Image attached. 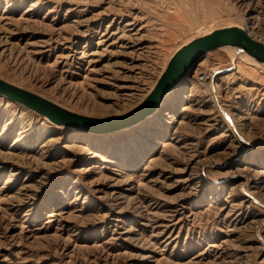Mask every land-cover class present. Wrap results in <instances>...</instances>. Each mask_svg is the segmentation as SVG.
Listing matches in <instances>:
<instances>
[{"label":"rangeland","instance_id":"374dc122","mask_svg":"<svg viewBox=\"0 0 264 264\" xmlns=\"http://www.w3.org/2000/svg\"><path fill=\"white\" fill-rule=\"evenodd\" d=\"M226 25L264 42V0H0V77L116 115ZM232 51L133 133L57 128L0 96V264H264V67Z\"/></svg>","mask_w":264,"mask_h":264},{"label":"water","instance_id":"95a60500","mask_svg":"<svg viewBox=\"0 0 264 264\" xmlns=\"http://www.w3.org/2000/svg\"><path fill=\"white\" fill-rule=\"evenodd\" d=\"M233 47L264 67V42L245 28L226 25L212 28L181 44L169 57L148 94L133 108L111 116L72 111L34 91L0 77V96L44 116L50 123L86 133H106L132 127L156 111L165 94L179 84L204 55Z\"/></svg>","mask_w":264,"mask_h":264},{"label":"bare ground","instance_id":"6f19581e","mask_svg":"<svg viewBox=\"0 0 264 264\" xmlns=\"http://www.w3.org/2000/svg\"><path fill=\"white\" fill-rule=\"evenodd\" d=\"M232 49L233 51L232 52H234V54H236L237 52H236V49L235 48H233V47H227V49ZM239 51V50H238ZM241 52V51H240ZM243 53V52H242ZM245 54V53H244ZM247 55V54H246ZM251 58V57H250ZM252 60V62H253V60L254 59H251ZM255 61V60H254ZM256 62V61H255ZM256 63H258V62H256ZM259 64V63H258ZM260 65V64H259ZM13 83V82H12ZM28 87V86H27ZM180 86H179V84H177L176 86H174L172 89H170L166 94H165V96H164V98L162 99V101H161V103H160V105L157 107V109H156V111L155 112H153L151 115H149V116H147L144 120H142V121H140L138 124H136L137 125V127L136 128H143L144 126H147L148 127V125H150L151 123L153 124V123H155V122H153L152 121V119H153V117H154V115H156L157 114V111L159 110V108L160 107H162V106H165L166 105V103L168 102V100L170 99V98H172V97H174L175 96V92H176V89H178ZM24 88H26V87H24ZM29 90H31V89H29ZM33 90H35V89H33ZM32 90V91H33ZM34 92H36V91H34ZM36 93H38V92H36ZM38 94H40V95H42L41 93H38ZM178 94V93H177ZM42 96H44V95H42ZM173 99V98H172ZM54 100V99H53ZM56 102V101H55ZM56 103H58V102H56ZM17 104V103H16ZM58 104H60V103H58ZM17 105H19V104H17ZM61 105V104H60ZM20 107L21 108H24L25 109V107H23V106H21L20 105ZM38 114H36V116H37ZM41 119H43L44 121H48L44 116H39ZM151 117V118H150ZM155 118V117H154ZM54 125V124H53ZM57 128H60L61 126L60 125H55ZM154 127H158V128H161V126L159 125V124H154ZM136 128H133V126H132V128L131 127H129V128H127L126 129V131L127 132H130V133H133V131H135V130H137ZM126 132V133H127ZM76 133V135H83L85 138H91V137H93V139L95 138V139H97V138H106L107 137V135L108 134H103V135H97V136H95V135H89V134H85V133H81V132H75ZM117 133V132H116ZM122 133H124V132H122ZM111 135V134H110Z\"/></svg>","mask_w":264,"mask_h":264}]
</instances>
